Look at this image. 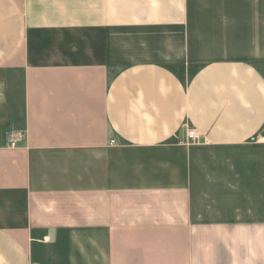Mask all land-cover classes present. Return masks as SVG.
Returning a JSON list of instances; mask_svg holds the SVG:
<instances>
[{"label":"crops","instance_id":"1","mask_svg":"<svg viewBox=\"0 0 264 264\" xmlns=\"http://www.w3.org/2000/svg\"><path fill=\"white\" fill-rule=\"evenodd\" d=\"M0 264H264V0H0Z\"/></svg>","mask_w":264,"mask_h":264},{"label":"built area","instance_id":"2","mask_svg":"<svg viewBox=\"0 0 264 264\" xmlns=\"http://www.w3.org/2000/svg\"><path fill=\"white\" fill-rule=\"evenodd\" d=\"M23 137L22 131L13 130L9 133L8 145L15 146L17 141ZM184 141L192 144H208L210 141L204 133L195 126H186L184 130Z\"/></svg>","mask_w":264,"mask_h":264},{"label":"rangeland","instance_id":"3","mask_svg":"<svg viewBox=\"0 0 264 264\" xmlns=\"http://www.w3.org/2000/svg\"><path fill=\"white\" fill-rule=\"evenodd\" d=\"M113 70H114V67H111V69H110V73H112ZM184 143H185V144H188L186 141H184ZM110 144L118 145V143H117L116 141L113 142V141H111V140H110Z\"/></svg>","mask_w":264,"mask_h":264}]
</instances>
